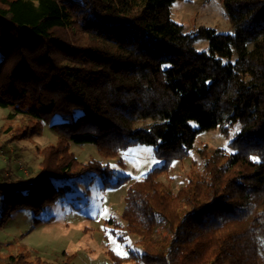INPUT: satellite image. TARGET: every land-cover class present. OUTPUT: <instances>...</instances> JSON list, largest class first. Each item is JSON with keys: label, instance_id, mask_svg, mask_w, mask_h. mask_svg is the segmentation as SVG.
I'll list each match as a JSON object with an SVG mask.
<instances>
[{"label": "trees", "instance_id": "1", "mask_svg": "<svg viewBox=\"0 0 264 264\" xmlns=\"http://www.w3.org/2000/svg\"><path fill=\"white\" fill-rule=\"evenodd\" d=\"M177 1L0 0V108L20 117L0 130V149L42 136L45 124L58 138L39 151L34 179L11 186L0 176V230L24 211L33 227L53 222L57 205L80 198L65 180L94 172L103 190L128 185L124 227L107 224L139 249L107 250L112 264H264V0H222L228 35L185 33L172 19ZM201 39L208 52L196 49ZM216 129L238 131L227 148H199L201 168L170 189L161 177ZM74 144L105 160L150 146L162 164L139 181L113 180L109 163L81 162ZM73 259L18 253L0 264Z\"/></svg>", "mask_w": 264, "mask_h": 264}, {"label": "rangeland", "instance_id": "2", "mask_svg": "<svg viewBox=\"0 0 264 264\" xmlns=\"http://www.w3.org/2000/svg\"><path fill=\"white\" fill-rule=\"evenodd\" d=\"M172 19L183 26L185 33L194 34L200 27L214 29L217 33L233 34L234 27L224 8L222 0H179L172 7ZM199 52H208L209 42L198 40L195 44ZM15 114L12 109L0 108V130L16 126L20 117L10 119ZM54 122L61 121L56 116ZM150 124L143 122L140 127ZM238 129L226 138L219 129L206 131L199 135L195 150L182 162H175L169 173L161 180L173 191H177L186 182L191 169H200L202 160L198 149L207 145L210 149L227 148ZM2 137L0 145L7 141ZM57 136L50 125L45 124L40 137L19 143H10L0 149V176L5 183L13 186L23 179H34L40 170L42 161L39 151L57 143ZM72 152L81 162L99 160L109 163L114 171L113 180L121 176L131 177L132 182L142 180L154 168L162 164L153 154L150 146H135L122 153L120 157L105 160L91 144L72 146ZM72 184L80 195L73 206L57 205L53 211L55 220L33 227V217L28 211L14 215L11 222L0 230V256L25 253L31 258L42 257L52 262L63 263L73 255L72 264H112L106 255L107 250L125 256L130 249H139L137 238L128 237L124 244L111 232L112 225L107 224L114 217L121 227L124 222L121 215L125 206L128 185L118 189H102V179L94 172L81 177L65 180ZM78 207L79 210H73ZM3 200L0 198V211Z\"/></svg>", "mask_w": 264, "mask_h": 264}]
</instances>
